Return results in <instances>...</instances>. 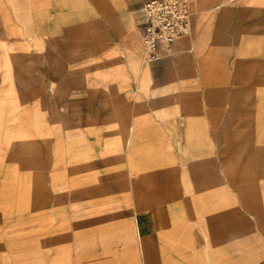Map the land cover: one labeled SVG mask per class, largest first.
<instances>
[{
  "label": "rangeland",
  "instance_id": "374dc122",
  "mask_svg": "<svg viewBox=\"0 0 264 264\" xmlns=\"http://www.w3.org/2000/svg\"><path fill=\"white\" fill-rule=\"evenodd\" d=\"M35 3L0 0V264H99L131 213L264 183V58L181 91L146 51L58 56L24 29Z\"/></svg>",
  "mask_w": 264,
  "mask_h": 264
},
{
  "label": "crops",
  "instance_id": "0c3cea01",
  "mask_svg": "<svg viewBox=\"0 0 264 264\" xmlns=\"http://www.w3.org/2000/svg\"><path fill=\"white\" fill-rule=\"evenodd\" d=\"M35 1L24 29L58 56L112 45L145 51L146 0ZM195 10L192 34L156 51L157 70L162 65L187 73L181 91L224 90L217 86L234 73L238 58H264V0H196ZM121 130L127 131L124 118ZM252 185L259 190L243 202L238 189ZM194 200L190 209L164 205L131 213L136 242L123 246L115 239L99 264H264V183L240 185L225 199Z\"/></svg>",
  "mask_w": 264,
  "mask_h": 264
},
{
  "label": "built area",
  "instance_id": "2783aa9c",
  "mask_svg": "<svg viewBox=\"0 0 264 264\" xmlns=\"http://www.w3.org/2000/svg\"><path fill=\"white\" fill-rule=\"evenodd\" d=\"M196 0H146V20L141 36L145 51L155 57L163 44H170L181 37L190 36Z\"/></svg>",
  "mask_w": 264,
  "mask_h": 264
}]
</instances>
